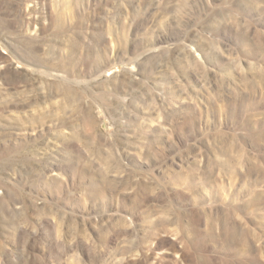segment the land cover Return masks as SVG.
Returning a JSON list of instances; mask_svg holds the SVG:
<instances>
[{"label":"rangeland","instance_id":"1","mask_svg":"<svg viewBox=\"0 0 264 264\" xmlns=\"http://www.w3.org/2000/svg\"><path fill=\"white\" fill-rule=\"evenodd\" d=\"M0 264H264V0H0Z\"/></svg>","mask_w":264,"mask_h":264},{"label":"bare ground","instance_id":"2","mask_svg":"<svg viewBox=\"0 0 264 264\" xmlns=\"http://www.w3.org/2000/svg\"><path fill=\"white\" fill-rule=\"evenodd\" d=\"M227 238L231 239L233 242H242V238L239 236V232L236 226L226 229Z\"/></svg>","mask_w":264,"mask_h":264}]
</instances>
